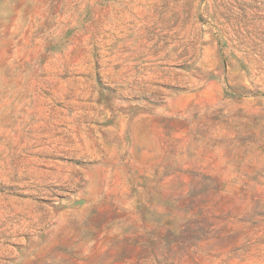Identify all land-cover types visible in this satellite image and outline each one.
Wrapping results in <instances>:
<instances>
[{"label":"rangeland","instance_id":"obj_1","mask_svg":"<svg viewBox=\"0 0 264 264\" xmlns=\"http://www.w3.org/2000/svg\"><path fill=\"white\" fill-rule=\"evenodd\" d=\"M0 264H264V0H0Z\"/></svg>","mask_w":264,"mask_h":264}]
</instances>
